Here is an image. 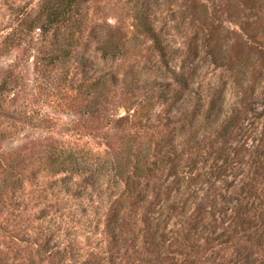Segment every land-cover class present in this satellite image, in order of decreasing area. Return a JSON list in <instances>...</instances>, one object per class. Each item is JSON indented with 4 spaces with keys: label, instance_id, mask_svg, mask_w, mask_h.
Segmentation results:
<instances>
[{
    "label": "rangeland",
    "instance_id": "1",
    "mask_svg": "<svg viewBox=\"0 0 264 264\" xmlns=\"http://www.w3.org/2000/svg\"><path fill=\"white\" fill-rule=\"evenodd\" d=\"M41 2L0 0V264H235L242 246L261 263L264 0H91L76 63L44 73L37 64L51 44L39 30L33 40L13 34L18 14L34 16ZM141 7L164 56L137 27ZM106 35L121 49L108 57ZM173 70L189 87L158 90ZM104 73L117 84L102 98L77 90L85 75ZM18 108L50 119L20 121ZM138 157L151 170L131 176ZM242 184L245 219L259 223L248 241L246 221L229 210ZM223 205L234 236L215 240Z\"/></svg>",
    "mask_w": 264,
    "mask_h": 264
},
{
    "label": "trees",
    "instance_id": "2",
    "mask_svg": "<svg viewBox=\"0 0 264 264\" xmlns=\"http://www.w3.org/2000/svg\"><path fill=\"white\" fill-rule=\"evenodd\" d=\"M91 0H42V2L39 5V10L38 12L32 16L31 12H20L17 16L18 18V26L16 27L14 31V35L17 34L16 30H19V32H22L28 37H31L30 39L33 40L35 39V36L32 34H35L36 30H39V36L41 41L44 42H49L51 44V50L47 52L49 56V60L46 62L43 61H38V68L44 73L45 69H55L56 66H63L66 67V64L70 62L73 59V64L75 62V52L76 49H74V45H76V48L80 46L78 44V37L76 36V33L79 35L84 33L85 27H86V21H85V15L82 13V10L84 9V6L88 4ZM28 14V15H27ZM27 15V16H26ZM26 16V17H25ZM136 21H137V27L143 31V32H148L149 34L152 35L153 40L155 42V48H157L162 54L164 50V45H163V40L161 36L156 33L155 28H153V23L152 19L148 15V13L141 7L137 10L136 12ZM20 34V33H19ZM38 36V37H39ZM104 44H102V52L105 57L115 55L118 50L120 49V46L118 44H113L114 40L110 36L106 37L104 36ZM74 46V47H73ZM164 56V54H163ZM79 64H76L79 67ZM168 65V64H166ZM174 71V70H173ZM175 75L172 76L173 83H168L165 86H161L158 88V90L163 91V87L165 89H168L167 86L170 88L171 86H174V84H178L181 86H184L185 88H188L189 85L187 83L188 79L185 76V72L182 70L180 72H177L176 70L174 71ZM116 76L111 75L109 76L108 73L104 74H99L97 76H87L85 75L82 79H80L77 84V90L80 92H84L87 95H90L94 99H100L102 98V94L104 91H106L110 86L117 84ZM6 89H8V84L7 81H2L0 83V93L4 92ZM175 91V89H173ZM166 101H169L166 99ZM9 117V115H7ZM12 117L26 121L29 123H33L35 120L39 124L41 122H44L48 119H50L48 116H46L44 113H36L34 110L32 111H27L25 108L21 109H14L12 110ZM233 117H228L226 120V124H221V127L223 129H227L231 127L232 125V120ZM232 122V123H231ZM170 140V139H169ZM170 145V149L166 151V155L171 154V149L173 153H175V146H174V140L169 141L166 143V146ZM165 146V147H166ZM260 158L257 162L260 165H263L264 163V151L261 152ZM54 160H59L58 164H62L64 161H61L60 158H56ZM16 160L11 158L10 162H8V166L12 169H15L17 164H15ZM150 164H155L156 166L157 161H152ZM115 165L116 168L119 169L118 175L124 176L126 175V171L124 170L123 166L116 162ZM125 166V165H124ZM148 164H147V158L145 157L144 159L137 158L136 163L134 165V172L133 175L131 176H142L144 173L148 172ZM261 167V166H260ZM257 167L255 168L256 172L261 173V168ZM115 168V167H114ZM154 169V167L152 168ZM117 174V173H116ZM131 176H127V183L131 181ZM20 181V179H19ZM19 181H14L12 186L17 185ZM249 184V181L246 182ZM247 184H242L240 188L237 189L234 193L237 194L234 195L235 197L233 198L234 204L233 206L230 207L229 210L235 211L236 214H233L231 216L232 221L234 223H238L239 218L242 224L245 223L246 219L245 217L248 215L249 210H248V205L250 204L248 200L249 194H251L250 189H247ZM238 192V193H237ZM226 199V197L224 198ZM245 201V202H244ZM228 203H230L228 201ZM252 207L253 204H251ZM219 213L224 214L223 219V226H222V231L218 232L216 236L214 237L215 240L219 239L222 235H227L228 238H232L234 235V231H231V225L229 223L227 226H225L224 223L227 222V219H224L227 215L228 208H225L224 205L220 208H218ZM227 212V213H226ZM239 217V218H238ZM255 223V224H254ZM246 226L241 225L243 227V234L246 235L247 241L250 240L254 234L256 233L255 228L259 226L258 222H254V220L250 217L246 221ZM264 225V223H260ZM207 223L203 225V228L207 227ZM237 229V228H236ZM235 229V230H236ZM215 231H217L215 229ZM213 231V232H215ZM230 231V232H229ZM264 233V229L262 231ZM262 235H260L261 237ZM208 239H210L208 237ZM264 245V241L260 242V246ZM243 249H238L237 250V261H235V264H254V256L255 252H248L246 255V246H242ZM259 264H264V260L259 263Z\"/></svg>",
    "mask_w": 264,
    "mask_h": 264
}]
</instances>
